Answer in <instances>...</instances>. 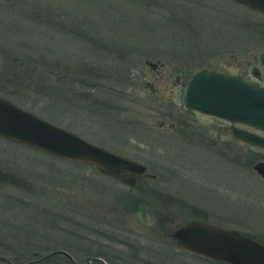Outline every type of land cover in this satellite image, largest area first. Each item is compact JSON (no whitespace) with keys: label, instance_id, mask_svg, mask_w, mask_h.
Listing matches in <instances>:
<instances>
[{"label":"rangeland","instance_id":"374dc122","mask_svg":"<svg viewBox=\"0 0 264 264\" xmlns=\"http://www.w3.org/2000/svg\"><path fill=\"white\" fill-rule=\"evenodd\" d=\"M22 58L29 65L15 67ZM200 67L262 83L264 15L235 0H0L1 96L90 141L106 144L126 135V150L120 153L156 172L165 189L205 207L209 220L218 216L264 239V182L254 170L165 131L170 117L158 108L168 102L164 77L177 74L186 80ZM180 80L169 101L185 112ZM38 82L44 85H32ZM93 98L111 107L105 114L97 110L103 115L72 110L76 101ZM190 114L201 122L213 119ZM239 145L238 161L261 153ZM121 189L127 186L86 163L0 136V256L20 264L34 252L63 248L77 264H99L86 261L85 251L103 244L112 259L127 254L157 264H223L174 244H105L171 240L166 234L150 236L129 213L125 221L118 215L125 206L117 196ZM171 208L170 226L190 212ZM55 259L70 264L64 256Z\"/></svg>","mask_w":264,"mask_h":264},{"label":"water","instance_id":"95a60500","mask_svg":"<svg viewBox=\"0 0 264 264\" xmlns=\"http://www.w3.org/2000/svg\"><path fill=\"white\" fill-rule=\"evenodd\" d=\"M235 1L264 14V0ZM183 104L264 131V80L257 83L237 73L200 67L186 81ZM232 135L264 148V137L260 135L239 127L232 128ZM0 136L53 156L86 163L98 172L129 185L145 169L142 163L99 146L1 95ZM253 168L264 178V161L255 162ZM172 237L180 249L212 260H223L231 264H264V242L233 228L189 218L173 229ZM53 253H62L70 264H76L64 249L51 250L44 256ZM91 259L108 264L100 257ZM5 261L11 264L9 260Z\"/></svg>","mask_w":264,"mask_h":264},{"label":"flooded vegetation","instance_id":"af4514ba","mask_svg":"<svg viewBox=\"0 0 264 264\" xmlns=\"http://www.w3.org/2000/svg\"><path fill=\"white\" fill-rule=\"evenodd\" d=\"M144 62H147L149 64V66H151V68L156 67L154 65V63H151L148 60H144ZM189 75H188V77H189ZM188 77H187V79H188ZM172 78H175L176 82H174L172 80ZM187 79H186V81H187ZM178 80H180V79H179V76L177 74H174V75L170 74L169 76L164 77L163 85L167 86V90H166V93L164 96L168 100V102L166 101L168 104L167 103L166 104H164V103L158 104V108L161 109V114H163L167 117H170L168 122H166V124H165V131L167 130V132H169V135H167V136H170V137L175 136V137L179 138L181 141L188 144L189 146L200 147L202 149L205 148L208 152L213 153L217 156H220L221 154H228V155H230L229 157H230V160L232 163H234V164H244L245 163V165H249L253 170H254L253 164L255 162L264 161V148L250 144V143H247L243 140H240V139L234 137L232 135V128L233 127H239L241 129L255 133V134L260 135L262 137H264V131L257 129V128H254V127H251V126H248V125L229 121V120L222 118V117L203 113V112H200L198 110L185 107L183 104V90H184V86L186 84V81L183 84V88H182V105L185 109V112L176 111L174 106H173V103L169 101L170 100L169 98L172 95L173 86L177 82H179ZM152 82L154 83L155 81L153 80ZM152 90H153V88H152ZM90 101L91 102H89V103L86 102L85 104H82V102L76 101L75 102L76 107L72 110L75 112L88 111L89 114H91V112H96L98 115H103V114L99 113L97 110H100L102 113L105 114L107 111V108L111 107V105L108 106V103H106L105 100H103V99H101V101H99V100H95L93 98ZM127 111H128V109H127ZM190 112L191 113L196 112V113L202 114L204 116H210L213 119L210 121V123L201 122L195 116L190 114ZM137 120H141L140 117H138ZM158 123H159V125H162L161 121H158ZM121 125L123 126L124 124H121ZM74 128H76V127H74ZM68 129L72 130L73 132L77 133L78 135L80 133L79 131L74 130L72 128H68ZM221 135H224V136L226 135V138L225 139L222 138ZM128 140L129 139L127 138V136L123 135L122 137L120 136L119 140L111 141L112 143L106 142V144H111L112 147H108V146H106V144L95 142L94 140H92L91 142H93L99 146L105 147L106 149H108L110 151L120 153V152H125L126 148H124V146L127 145ZM138 142H139V140H136V143H137L136 147L139 146ZM240 142L247 145V147L251 148L253 151L259 150L263 154L260 153L259 155L258 154L252 155L249 158L248 162L238 161L239 149L242 148V146L239 145ZM113 143H116V145H114ZM111 148H115V149L113 150ZM125 156H127V155H125ZM127 157H129V156H127ZM129 158H131V157H129ZM131 159H134V158H131ZM134 160L140 162L137 159H134ZM140 163H142V162H140ZM142 164L144 165L145 169L138 175L135 182L131 185L125 184L122 181H119L118 179L112 178V179L118 180L123 185L127 186V189H121L122 193H124L129 198L137 199V202L135 204L134 209H131L130 205L124 206L123 209L122 208L119 209L118 215L124 217V221L126 220L127 216L131 215L130 218L133 219V221L137 224V226L140 225L141 228L142 227L145 228L146 233H148L150 236H152L154 238H158L161 235L166 234L170 237L171 240H169V241L159 240V239L148 240V241L120 240V241L107 242L105 244H174L175 245L176 243L174 242L173 237H172L173 229L176 228L178 225H180L181 223H183L184 221H186L189 218H196V219L212 222V223L221 225L223 227L233 228V229H236L239 232H241L247 236H250L251 238H254L256 240L264 242V239L253 236V235L245 232L241 227H239L237 225H234V224L226 225V223H224L218 219L219 218L218 216L216 219L209 220L207 218V215L209 212L207 211V209L205 207L195 206L193 203L190 202L191 199L187 198V195H184V194H181V193H178L175 191L172 192L169 189H165L163 187V185H160L157 182L158 179H160V178H159V176H157L156 172L155 173L154 172H147V166L144 163H142ZM254 172L264 182V178L261 177L255 170H254ZM101 174H104V173H101ZM104 175H107V174H104ZM108 176H110V175H108ZM132 199H128V201H130V200L132 201ZM172 206H176V207H178V209L184 208V209H187L190 211L189 215H187V218H185L181 223H179L175 226H170V224L168 223V218L170 219L171 215L174 212V208H171ZM196 211H198V213L200 215H196L195 214ZM128 213H129V215H127ZM137 213L140 215L139 217H136ZM222 217H224L226 220L229 219V216H221V218ZM262 232L264 233V229ZM150 251L154 252L155 249L150 247ZM92 257H99V256H89V257H86V260L87 261L92 260V261H95V262L101 264L98 260L91 259ZM102 260H104V259H102ZM128 260L129 259L126 257L125 258L124 257L117 258V259H115V261H116L115 264H157L154 260L144 259V258H140V257L136 258V259H131V260H129V262H128ZM104 261L108 264H111V263L107 262L106 260H104ZM220 261H222V260H220ZM56 264H58V262H56ZM76 264H77V262H76Z\"/></svg>","mask_w":264,"mask_h":264},{"label":"trees","instance_id":"16d2710c","mask_svg":"<svg viewBox=\"0 0 264 264\" xmlns=\"http://www.w3.org/2000/svg\"><path fill=\"white\" fill-rule=\"evenodd\" d=\"M262 14V13H261ZM264 15V14H263ZM42 58V57H41ZM146 59V58H145ZM23 60V58L21 59V61H19L17 64H15L14 63V66L15 67H19L20 69L22 68V66H27V65H29V64H26V65H24L23 63H24V61H22ZM34 63V62H33ZM49 63V62H48ZM35 64V63H34ZM58 67V66H57ZM79 67V66H78ZM45 68V71L46 72H48V71H50V70H46V67H44ZM43 68V69H44ZM80 69L81 70H83L84 68H83V65H81L80 66ZM31 71H33V72H37L38 74L40 73V72H42L41 74H43V71L42 70H31ZM78 71H79V69H78ZM21 72L22 73H28V71L26 70V69H22L21 70ZM50 73L51 74H53V75H56V70H54V71H50ZM54 77V76H53ZM39 78V77H38ZM179 79H180V77H179ZM187 79V78H186ZM42 81H44V80H42ZM185 79H182V80H180V82H181V84H184L185 83ZM40 83H43V84H40ZM38 82V83H33L32 85L33 86H36V87H39V86H43L44 85V82ZM47 84V83H46ZM54 88H58L59 89V86H57L56 87V85L55 86H53ZM53 87H50V88H53ZM51 90H49L48 92H50ZM56 95H58V93L56 92ZM108 176V175H107ZM108 177H111V178H113L112 176H108ZM118 198H119V200H121V201H123V202H125V206H127V205H130V208L131 209H134L135 208V204H136V202H137V199H132V198H129V197H127L124 193H119L118 195ZM132 199V201L130 200V201H128V199ZM85 214V213H84ZM69 219H72V218H69ZM91 245H89V247L88 248H90L89 250H86L85 252V254H86V257H89V256H99V257H101L102 259H104V260H106L107 262H109V263H113V264H115V259H117V258H122V257H124V256H118V257H116L115 259H112V254L111 253H109V252H107L108 250H106L105 248H104V245L103 244H97V245H95L94 246V248H91L90 247ZM61 249H63V248H61ZM65 250V249H64ZM84 250V249H83ZM66 251V250H65ZM66 252H68V251H66ZM69 253V252H68ZM70 254V253H69ZM64 256L62 253H53V254H50V255H48V256H44V254H42V253H36V252H34V253H32V255H31V257L29 258V259H27V260H32L31 262H29V263H33V262H36V261H40V260H45V259H48L49 258V260H50V264H56V262L57 261H59L58 259H55V256ZM71 255V254H70ZM114 255V254H113ZM0 257H2V258H0V260H4L5 261V259H7V258H4L3 256H0ZM64 257H66V256H64ZM125 257L126 258H128L129 260H131V259H136V258H139V257H134V256H128L127 254L125 255ZM124 257V258H125ZM53 258V259H52ZM67 259V258H66ZM8 260V259H7ZM68 260V259H67ZM129 260H128V262H129ZM69 261V260H68ZM223 264H231V263H229V262H227V261H221ZM29 263H26V264H29Z\"/></svg>","mask_w":264,"mask_h":264}]
</instances>
